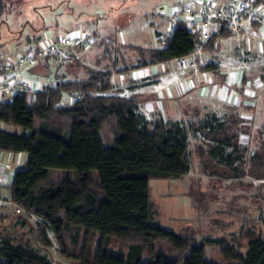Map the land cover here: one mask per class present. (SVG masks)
<instances>
[{
	"label": "trees",
	"instance_id": "trees-1",
	"mask_svg": "<svg viewBox=\"0 0 264 264\" xmlns=\"http://www.w3.org/2000/svg\"><path fill=\"white\" fill-rule=\"evenodd\" d=\"M7 1L0 0V16L8 10ZM256 4H264V0H256ZM231 34L221 28L205 49H212L219 37ZM199 43V36L178 19L163 47L139 51L145 63L152 64L190 55ZM108 76L96 72L81 82L20 92L0 103V122L24 130L0 127V151L28 155L26 165L15 171L9 185L11 200L42 219L36 232L46 245L52 243L48 229L62 246L67 233L76 231L74 244L83 235V264H216L211 250L223 245L224 239L210 237L198 242L194 233H175L156 221L157 210L151 200L152 179H179L191 170L187 127L161 116L150 121L136 98L108 93L112 86ZM91 82L95 93L87 94L86 90L93 91L88 88L92 85L86 84ZM72 93L79 97L64 103L65 95ZM108 125L116 136L113 143L104 131ZM222 125L205 121L197 127L209 135ZM228 145L227 140H218L211 153L229 161ZM54 170H75L78 179L66 175L45 185ZM98 233L101 243L90 258L87 244ZM111 237L130 243L126 256L104 249ZM159 243H166L177 255L170 258L158 253ZM144 252L150 254V261L142 260ZM221 252L229 264H264V235L251 238L246 252L234 246H225ZM0 264L55 263L47 254L0 235Z\"/></svg>",
	"mask_w": 264,
	"mask_h": 264
},
{
	"label": "rangeland",
	"instance_id": "rangeland-1",
	"mask_svg": "<svg viewBox=\"0 0 264 264\" xmlns=\"http://www.w3.org/2000/svg\"><path fill=\"white\" fill-rule=\"evenodd\" d=\"M194 1L8 0L7 3H10L8 10L0 16V47L9 44L13 39L12 35H16V32H31L29 29L33 24L44 25L49 20L54 23L59 22L61 25L59 27H63L65 30L61 35H69L76 29L81 30L82 28L78 26L82 22L86 26L98 22L109 24L122 31L118 34V43L123 50H127L122 58V62L126 65L133 60V55L137 54L127 44L141 45L145 43L147 47L163 46L166 33L169 35L176 23V17H173L174 11L183 12L184 6L187 3H194ZM49 12L52 13L50 18H48ZM160 19H164L167 24L161 27L157 26ZM132 20H134V32L127 29ZM150 21H154L156 25H150ZM25 26H27L26 31ZM156 30L165 33L162 40L156 35ZM220 41H225V38L221 37ZM95 47L96 45L88 48L70 47L68 51L74 55L73 62L63 63L51 57L42 59L54 71L65 72V69L70 67L72 70L76 68L75 74H77L74 80H66L60 74L54 77L56 72L53 70L50 73L47 71L41 73L42 75L49 74L48 76L53 78L45 88H57L58 85L81 82L95 76L96 72L86 69L84 63H81L82 60L79 62L77 59L78 55L91 52V57L86 61L89 60L93 65ZM215 50L216 47L205 49L200 57L189 58L186 68L193 63H202L205 66L211 65L212 68L227 70L232 67L231 64L233 65V63L226 66L227 60L221 52L217 54ZM237 56L240 66L242 61L251 63L247 65L246 71L242 67L230 69V79L237 80L240 76L241 80L246 81L245 87L251 90L250 95L245 97L246 103L250 107L248 112L240 113L239 110L229 109L220 103L212 106L204 99L202 101L197 99L189 103L190 107L181 105L180 117L182 120L180 121L192 133L191 172L187 177L181 179H152L150 182L151 200L157 210L156 221L159 224L177 234L194 233L198 242L210 237L224 239L223 245H214L211 250V260L216 264H229L221 252L223 247L234 246L236 250L246 252L248 241L251 238L264 235V53L254 52L253 48L250 50L249 45L246 44L244 52L237 54ZM0 57L9 58L11 55H0ZM234 57L236 58V56ZM33 64L29 63L24 67L26 76L31 77L28 73ZM79 65L85 66L83 68L86 70H79ZM83 75L88 77L85 78ZM86 84L87 86L92 85L88 88L91 87L93 90V82ZM213 89L216 90V95H219L224 89V85L218 86V88L215 86ZM209 90L212 89L209 87ZM89 92L86 90L87 94L95 93L94 90ZM63 101L65 103L70 102V94H66ZM192 105L198 106V108ZM213 107H215L214 112ZM193 109H199L198 113L194 112ZM140 111L152 122L160 116L157 113H152L150 109ZM174 113L172 109L170 115L179 117L178 114ZM193 114H198L197 119L192 117ZM204 114H233L234 116L230 119L222 117L216 119ZM240 114H242L241 117H239ZM169 121L172 122L173 119L170 118ZM205 121H213V123H222L223 125L217 129L216 133L212 132L206 135L197 127H200ZM9 128L11 131H24L22 127L16 125H10ZM104 131L109 143H113L116 136L113 134L111 125L106 126ZM218 140L228 141L229 145L225 147V152L230 154L229 161H221L219 157H214L211 153L212 146ZM66 175L74 180L78 179V173L75 170H54L45 185L58 181ZM93 178L97 184L99 178L96 171ZM7 206L8 208L11 207L16 215L12 218L9 215L5 219L1 218V236L4 238L11 237L17 243L26 244L44 252L55 264H83V258H81L85 242L83 235L74 244L72 236L76 231L67 233L65 246H62L54 232L50 230L52 243L46 245L38 239L39 234L36 232L38 226H41L43 222L42 219L23 208L19 211L10 201ZM100 243L101 236L99 233L88 242L90 258L96 254ZM129 248L130 243L121 242L115 237H111L104 244V249L107 252L123 256L127 255ZM156 249L158 253H164L170 258L177 255L169 250L166 243H159ZM68 254L72 255L69 256ZM142 260L144 262L150 261V254L144 252Z\"/></svg>",
	"mask_w": 264,
	"mask_h": 264
},
{
	"label": "crops",
	"instance_id": "crops-1",
	"mask_svg": "<svg viewBox=\"0 0 264 264\" xmlns=\"http://www.w3.org/2000/svg\"><path fill=\"white\" fill-rule=\"evenodd\" d=\"M51 14L52 13L49 12L48 18H50ZM178 19H182L186 22V15L182 14L176 18V21ZM149 24L153 26L156 25L154 21H150ZM166 24L167 22L164 19H160L157 22V26L159 27ZM59 26H61L59 22L54 23L51 20H49L48 23L44 25L33 24L29 29L31 32L26 31L27 26H25L24 29L26 32H16V35H12L13 39H11L9 44L2 45L0 47V55H11V57H13L18 52L24 50L33 41H37L46 37H57V34L59 36L65 31L63 27L60 28ZM78 27L82 28L81 31L84 30L89 32V34L94 35L97 38V42L94 44L96 47L93 50L94 64L92 65L89 60L86 61L91 57V52H84L78 55V61L80 62V60H82L81 63H84L83 65L86 66V69H91L94 72H107L112 85L111 91L108 93L118 94L128 98H136L139 102L140 110L146 111L147 109H150L152 113L159 114L168 122H170V118L173 119L172 122H181V105L190 107L189 103L197 99L199 101L204 99V101L212 104V106L220 103L229 109H237L240 113L248 112L250 109L249 105L246 103L247 100L245 97L250 95L251 90L245 87L246 81L241 80L240 76L237 78V80L230 79V69L232 67H242L246 71L248 69L247 65L251 64L242 61L240 66V63L237 60V58H239L237 54L244 52V47L246 44L249 45L250 50L253 48L254 52L260 50L261 41L257 27L255 24L249 23L247 20L239 32L228 36H223L222 38H225V41L221 42V37L217 39L215 52L217 54H219V52L222 53L223 57L227 60L226 66H229L231 63H233V65L231 64L232 67H230L228 70L222 68H209L202 63H193L188 68H184L179 64L178 59L152 64L145 63L144 58L142 59L139 49L147 51L151 48L164 46L147 47L145 43L141 45H136L133 43L127 44V46L136 51L137 54L133 55V60L125 65L124 62H122V58L124 57V53H126L127 50H123V48L120 47L118 43V34L119 32H122L120 29H117L109 24H100L98 22L91 26H86L85 23L82 22ZM127 29L131 30V32H134V20H132L131 25L127 27ZM219 30L220 29L218 27H215L214 33L219 32ZM13 34L15 33L13 32ZM163 34L165 33L160 30H156V35L159 39L162 40L164 38ZM166 35L168 36L167 33ZM21 47H23V49L20 50ZM234 56H236V58ZM43 60L36 61L31 66V71L28 73L31 77L24 74L26 73L25 68L20 72L21 77L37 81L39 83L38 87L40 90L44 89L45 86L48 85V83L53 79L51 76H48L49 74H41L45 73L46 71L50 73L53 70V72H56L54 77L60 74L64 79L66 78V80H74L77 77V74H75L76 68H73L72 70L70 67H68L65 69V72L61 71V73L59 70L54 71V69L45 64V61ZM146 60H148V58ZM85 66L79 65L78 69H82V71H84L86 70L83 68ZM87 75L83 76L87 78ZM102 79L103 77L101 76L100 80ZM221 85H224V89H222L219 95H216V90L213 88L215 86L218 88V86ZM209 87L213 90V92L210 91V93L204 94L203 91H206V89H209ZM100 94L104 93L102 92ZM254 95H256V93H254ZM193 107L198 108V106ZM172 109L175 112L174 114H178L179 117L176 115H170ZM193 110L194 112L198 113L199 109ZM214 111L215 107H213V112ZM204 115H209L216 119L219 117L230 119V117L234 116L233 114ZM241 116L242 114H240L239 117ZM192 117L197 119L198 114H193ZM191 120L193 121V119ZM0 127L11 131L9 124L0 122ZM191 135L192 133L189 131L190 150ZM27 157L28 155L26 152L0 151V220L1 218L5 219L7 215L11 216V218L16 215L14 214L15 211L11 207L8 208L7 206L8 202L12 201L9 185L12 182L15 171L26 165ZM190 172L183 177H187ZM33 215L36 216L35 214ZM48 235L52 241L50 229H48Z\"/></svg>",
	"mask_w": 264,
	"mask_h": 264
},
{
	"label": "built area",
	"instance_id": "built-area-1",
	"mask_svg": "<svg viewBox=\"0 0 264 264\" xmlns=\"http://www.w3.org/2000/svg\"><path fill=\"white\" fill-rule=\"evenodd\" d=\"M182 14L186 15V23L189 29L196 33L200 40L190 55L178 58L179 64L184 68L188 66L189 58L200 57L203 54L215 27L237 33L244 26L246 20L249 23L258 22L255 26L260 34L261 46L259 51L264 53V4H256V0H195L194 3H187L183 12L175 10L173 17L177 18ZM96 42L97 38L94 35L86 31L74 30L69 35L46 37L31 42L13 57H0V103L10 100L20 92L40 91L37 81L20 76L21 70L27 64L47 57L63 63L72 62L74 55L68 51L70 47L88 48ZM210 91L213 92V90L206 89L203 93L208 94ZM78 97L77 93L70 94V102L68 103L73 102ZM11 203L21 211L22 208L19 205L13 201Z\"/></svg>",
	"mask_w": 264,
	"mask_h": 264
}]
</instances>
